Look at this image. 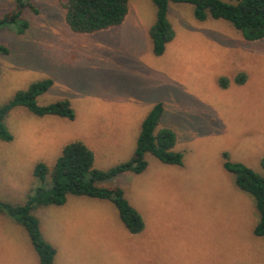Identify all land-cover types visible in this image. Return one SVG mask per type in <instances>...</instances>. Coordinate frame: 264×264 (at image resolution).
I'll return each mask as SVG.
<instances>
[{
  "label": "rangeland",
  "instance_id": "1",
  "mask_svg": "<svg viewBox=\"0 0 264 264\" xmlns=\"http://www.w3.org/2000/svg\"><path fill=\"white\" fill-rule=\"evenodd\" d=\"M20 22L0 30V105L51 79L39 106L68 100L75 119L39 117L15 108L6 119L12 142L0 141V203L22 204L36 186L37 163L54 165L64 147L85 144L94 168L107 171L133 157L141 125L158 103L159 130L175 132L183 165L148 154L142 174L126 173L101 187H121L145 229L130 233L110 201L69 195L63 206L36 211L55 247V264H264L259 213L224 168V154L263 175L264 38L246 40L224 20L195 18L189 4H169L175 38L153 53L151 0H130L125 21L94 34L74 33L59 0H32ZM17 0H0V19ZM244 74L246 82L237 84ZM222 78L230 84L224 88ZM0 264H40L28 233L0 213Z\"/></svg>",
  "mask_w": 264,
  "mask_h": 264
},
{
  "label": "trees",
  "instance_id": "2",
  "mask_svg": "<svg viewBox=\"0 0 264 264\" xmlns=\"http://www.w3.org/2000/svg\"><path fill=\"white\" fill-rule=\"evenodd\" d=\"M66 10V22L77 34H94L120 26L126 19L130 0H59ZM157 9L156 22L150 29V38L155 56H162L167 45L175 38V31L168 19L169 4L182 3L194 7L195 18L224 20L241 32L248 41L264 38V0H151ZM26 9L37 10L32 0H17L15 10L0 19V30L20 22L19 33L28 28L21 21ZM9 48L0 44V54L8 55ZM1 74V69H0ZM239 85L246 82V76H237ZM51 79L32 84L27 90L18 92L11 100L0 105V141L12 142L6 119L17 107L24 106L39 117L58 116L75 119V111L68 100L47 106H39L37 99L53 86ZM222 87L230 84L228 78L220 80ZM165 109L163 103L156 104L141 125L133 157L107 171L94 168V153L83 143L74 142L64 147L55 164L50 166L39 162L34 168L35 188L22 204L0 203V213L5 210L16 219L29 235L40 264H55L57 251L46 241L36 211L48 206H63L69 195L90 197L113 203L123 225L132 234L145 229L140 213L130 204L121 187L107 188L98 184L109 182L126 173L142 174L148 168L146 156L152 155L167 165L182 166L184 156L175 151L177 136L168 128L159 130ZM224 168L235 176L236 186L254 198L259 213V222L254 228L257 237H264V174H258L239 162H231L224 154ZM264 172V156L261 159Z\"/></svg>",
  "mask_w": 264,
  "mask_h": 264
}]
</instances>
